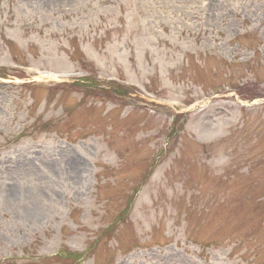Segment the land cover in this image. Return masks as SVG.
I'll use <instances>...</instances> for the list:
<instances>
[{
    "label": "rangeland",
    "instance_id": "rangeland-1",
    "mask_svg": "<svg viewBox=\"0 0 264 264\" xmlns=\"http://www.w3.org/2000/svg\"><path fill=\"white\" fill-rule=\"evenodd\" d=\"M0 264H264V0H0Z\"/></svg>",
    "mask_w": 264,
    "mask_h": 264
}]
</instances>
